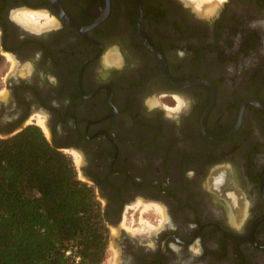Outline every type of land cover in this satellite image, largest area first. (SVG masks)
<instances>
[{
    "label": "flooded vegetation",
    "instance_id": "obj_1",
    "mask_svg": "<svg viewBox=\"0 0 264 264\" xmlns=\"http://www.w3.org/2000/svg\"><path fill=\"white\" fill-rule=\"evenodd\" d=\"M58 1L79 26L99 22L82 34L52 0H0L14 103L0 133L43 116L110 227L142 205L164 211L159 240L121 227L119 264H264V0H141L170 80L207 81L213 103L209 85L163 75L135 0Z\"/></svg>",
    "mask_w": 264,
    "mask_h": 264
},
{
    "label": "trees",
    "instance_id": "obj_2",
    "mask_svg": "<svg viewBox=\"0 0 264 264\" xmlns=\"http://www.w3.org/2000/svg\"><path fill=\"white\" fill-rule=\"evenodd\" d=\"M4 132L0 264H103L111 236L108 210L78 177L71 156L36 124Z\"/></svg>",
    "mask_w": 264,
    "mask_h": 264
},
{
    "label": "rangeland",
    "instance_id": "obj_3",
    "mask_svg": "<svg viewBox=\"0 0 264 264\" xmlns=\"http://www.w3.org/2000/svg\"><path fill=\"white\" fill-rule=\"evenodd\" d=\"M190 1L192 4H197V5L201 2H203V0H201V1L200 0H190ZM203 3H205V0ZM208 3H210V1ZM208 3H206V4H208ZM39 19L40 18H33L30 21H33V20L37 21ZM44 19L46 20L47 18H44ZM115 45H116V42L108 45L106 50H105L103 57L105 56V54L107 52H109L110 50L115 48ZM11 72H12L11 62L8 64V62H6V58L4 56H2V62L0 63V98L5 99V105H2V106L0 105V116L8 117L10 119L14 115L13 113L11 114V112H12L11 107L13 106L14 103H13V100L9 99L10 98L9 97V90H8V86H7V79L9 78V74ZM6 73H8V75H6ZM151 96H157V94L152 93L151 95H149V97H151ZM179 98H180L179 104H180V102L182 103L185 101L184 97L179 96ZM41 117L43 119V116H37L36 117L37 118L36 123L39 125H40ZM29 122H30L29 124H35V123H32V122H35V120L31 119ZM44 133L49 139H51L50 131H49V133L46 131ZM6 135H9V134L0 133V136H6ZM65 153H67V152H65ZM67 154L69 156H71L70 153H67ZM72 155H73L74 159L72 156H71V158L73 159V161L75 160L74 164H75L76 169L78 171V177L81 180L85 181V179L83 178V176H81V174L78 170L79 169V163H80L79 162V154L77 152H73ZM101 203L103 204V202H101ZM140 203L141 202H138L137 205H139ZM162 215L164 216V211L159 206L154 207V206H149V205H142L141 208L136 209V210H135V208L131 209V210L129 209V212L125 213V215L123 217V221H122L120 226H117V228L109 226L112 238H111V241L109 242V249H108V253H107V258L103 264H119L122 261L121 250H120L121 247L118 245V241L123 236L122 232H121V227H123V226L126 228V231L128 232L129 236L134 237L136 240H141L144 238L147 240H155V239L159 240V238H161V235L163 234V232L160 231L157 235H155V233L157 231H159L158 228L161 224V220L163 217ZM149 230H155V231L150 232ZM176 231H178V229ZM145 243H146V241H145Z\"/></svg>",
    "mask_w": 264,
    "mask_h": 264
},
{
    "label": "water",
    "instance_id": "obj_4",
    "mask_svg": "<svg viewBox=\"0 0 264 264\" xmlns=\"http://www.w3.org/2000/svg\"><path fill=\"white\" fill-rule=\"evenodd\" d=\"M138 6V16H137V29L138 32L140 34V36L142 37V39L144 40L145 44L153 49L155 51V53L158 55V62H159V66L163 72V75L174 85V86H179V87H184V86H188V85H196V84H206L209 85L212 88V103L215 100V89L213 88V86L208 83L205 80L202 79H191V80H187L184 82H181L179 84L174 83L170 80L169 78V73H168V69H167V64L165 61V58L163 57V55L157 50L155 49L147 40L145 34H144V29H143V22H142V4H141V0H135ZM52 4L55 7V10L57 11V13L62 17L61 19H63L65 22H67L68 24H70L71 26H73L74 28H76L80 33L85 34L86 30H88L89 28H92L96 23H98L99 21H97L95 24L88 26V27H81L79 26L77 23H75L71 18L68 17V15L65 13V11L63 10V8L61 7L60 3L58 0H52ZM0 100V104H1ZM263 107H264V103H262ZM23 127L17 129L16 131H14L13 133H16L17 131L21 130ZM12 133V134H13ZM222 137H219L217 139H221Z\"/></svg>",
    "mask_w": 264,
    "mask_h": 264
},
{
    "label": "bare ground",
    "instance_id": "obj_5",
    "mask_svg": "<svg viewBox=\"0 0 264 264\" xmlns=\"http://www.w3.org/2000/svg\"><path fill=\"white\" fill-rule=\"evenodd\" d=\"M201 1V0H200ZM208 0H205V2H207ZM211 1V0H210ZM203 2H204V0H203ZM203 2H201V3H203ZM208 3V2H207ZM29 16H31V14H29ZM110 57V56H109ZM107 61H109L110 59H106ZM40 126L46 131V132H48V128L46 127V124H45V122H44V120H40Z\"/></svg>",
    "mask_w": 264,
    "mask_h": 264
},
{
    "label": "snow or ice",
    "instance_id": "obj_6",
    "mask_svg": "<svg viewBox=\"0 0 264 264\" xmlns=\"http://www.w3.org/2000/svg\"><path fill=\"white\" fill-rule=\"evenodd\" d=\"M221 2H222V0H221Z\"/></svg>",
    "mask_w": 264,
    "mask_h": 264
}]
</instances>
